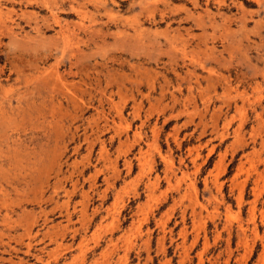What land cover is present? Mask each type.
I'll return each instance as SVG.
<instances>
[{
	"label": "rangeland",
	"instance_id": "374dc122",
	"mask_svg": "<svg viewBox=\"0 0 264 264\" xmlns=\"http://www.w3.org/2000/svg\"><path fill=\"white\" fill-rule=\"evenodd\" d=\"M0 264H264V0H0Z\"/></svg>",
	"mask_w": 264,
	"mask_h": 264
},
{
	"label": "bare ground",
	"instance_id": "6f19581e",
	"mask_svg": "<svg viewBox=\"0 0 264 264\" xmlns=\"http://www.w3.org/2000/svg\"><path fill=\"white\" fill-rule=\"evenodd\" d=\"M55 18H57V17H55ZM57 19H58V18H57ZM58 21H59V20H58ZM60 21H61V20H60ZM61 24H62V23H61ZM62 25H63V24H62ZM4 95H5V94H4ZM8 96H9V95H8ZM8 96H7V97H8ZM121 114H122V113H121ZM86 233H87V232H86ZM107 237H108V236H107ZM113 239H114V238H113Z\"/></svg>",
	"mask_w": 264,
	"mask_h": 264
}]
</instances>
